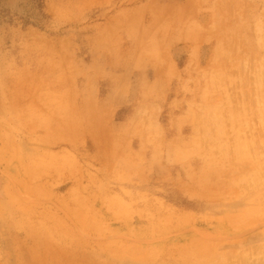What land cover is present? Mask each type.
Returning a JSON list of instances; mask_svg holds the SVG:
<instances>
[{
  "label": "rangeland",
  "instance_id": "rangeland-1",
  "mask_svg": "<svg viewBox=\"0 0 264 264\" xmlns=\"http://www.w3.org/2000/svg\"><path fill=\"white\" fill-rule=\"evenodd\" d=\"M0 211L3 264H263L264 0H0Z\"/></svg>",
  "mask_w": 264,
  "mask_h": 264
},
{
  "label": "bare ground",
  "instance_id": "bare-ground-1",
  "mask_svg": "<svg viewBox=\"0 0 264 264\" xmlns=\"http://www.w3.org/2000/svg\"><path fill=\"white\" fill-rule=\"evenodd\" d=\"M260 85H262V84H260ZM249 90H250V89H249ZM259 90H260V92H261V91L263 90V88L261 89V88L259 87L258 91H259ZM256 91H257V90H256ZM260 92H259V93H260ZM249 93H251V92H249ZM246 94H247V93H246ZM262 95H263V94H261V97H262ZM245 97H246V96H245ZM248 97H249V95H248ZM248 97H247V98H248ZM250 97H251V96H250ZM251 128H252V127H251ZM251 128H250V129H251ZM254 128H255V127H254ZM256 129H257V128H256ZM255 132H257V131H255ZM245 133H246V132H244V134H245ZM257 133H258V132H257ZM259 133H260V132H259ZM242 134H243V133H242ZM255 134H256V133H255ZM238 135H239V133H238ZM240 135H241V134H240ZM252 135H253V136H252ZM244 136H245V135H244ZM246 136H248V134H246ZM249 136H250V135H249ZM251 136H252V137H251V139H252L255 135H254L253 133H251ZM256 136H258V135H256ZM246 138H247V137H246ZM249 138H250V137H249ZM254 139L256 140V137H255ZM252 141L254 142V140H252ZM256 143H257V142H256ZM232 166H233V165H232ZM235 166H236V165H235ZM237 167H238V166H237ZM234 169H235V168H234ZM239 169H241V168H239ZM230 170H231V169H230ZM242 170H243V168H242ZM241 173H242V172H241ZM239 174H240V173H238V175H239ZM242 174H243V173H242ZM235 175H236V174H235ZM240 175H241V174H240ZM227 176H228V175H227ZM236 176H237V175H236ZM236 176H234V178H235ZM242 176H243V175H242ZM240 177H241V176H240ZM240 177H239V178H240ZM230 179H231V178H230ZM231 184H232V182H231ZM238 184H239V182H238ZM208 185H209V184H208ZM210 186H211V185H210ZM234 186H235V185H234ZM212 187H214V186L212 185ZM212 187H211V188H212ZM217 187H218V186H217ZM223 188H224V186H223ZM228 188H229V187H228ZM226 189H227V188H226ZM234 189H235V188H233V190H234ZM228 190H229V189H228ZM233 190H232V191H233ZM239 190H240V189H239ZM224 192H225V191H224ZM234 192H236V190H235ZM241 192H242V191H241ZM199 193H200V192H199ZM215 193H216V192H215ZM236 193H237V192H236ZM242 193H244V192H242ZM205 194H206V193H205ZM207 194H208V192H207ZM207 194H206V195H207ZM224 194H225V193H224ZM229 194H232V192H230ZM239 194H240V192H239ZM209 195H210V193H209ZM218 195H219V193H218ZM218 195H217V196H218ZM227 195H228V194H227ZM227 195H226V196H227ZM240 195H241V194H240ZM215 196H216V194H214V197H215ZM219 196H220V195H219ZM229 196H230V195H229ZM234 196H235V195H234ZM211 198H212V197H211ZM223 198H224V197H223ZM226 198H227V197H226ZM228 198H229V197H228ZM211 200H212V199H211ZM214 200H215V199H214ZM262 247H264V246H262ZM262 247H261V248H262ZM109 248H110V247H109ZM259 248H260V247H259ZM110 249H111V248H110ZM111 250H113V249H111ZM255 250H256V249H255ZM263 250H264V248L261 249V252H262ZM252 251H253V250H252ZM258 251H260V250H258ZM258 251H256V253H258ZM138 252H139V251H138ZM141 252H142V251H140V254H141ZM239 252H240V251H239ZM243 253H244V252H242L241 255L244 256ZM250 253H251V252L249 251V254H250ZM249 254H248V255H249ZM258 254H261V253H258ZM248 255H246V256H248ZM149 256H151V254H150ZM239 256H240V255H239ZM147 257H148V256H147ZM248 257H249V256H248ZM143 258H144V257H143ZM234 258H236L235 255H234ZM239 258H240V257H239ZM239 258H238V259H239ZM241 258H242V257H241ZM238 259H236V260H238ZM240 260H242V259H240ZM262 261H263V260H261V262H262ZM258 262H259V261H258ZM263 262H264V261H263ZM263 262H262V263H263ZM243 264H244V263H243ZM245 264H247V263H245ZM252 264H253V263H252ZM259 264H260V263H259ZM263 264H264V263H263Z\"/></svg>",
  "mask_w": 264,
  "mask_h": 264
},
{
  "label": "crops",
  "instance_id": "crops-1",
  "mask_svg": "<svg viewBox=\"0 0 264 264\" xmlns=\"http://www.w3.org/2000/svg\"><path fill=\"white\" fill-rule=\"evenodd\" d=\"M2 214H4V212L0 211V217L4 218ZM3 223H5V222H3V220H2V226L0 225V232H9L10 227H8V225H5ZM4 228H5V230H4ZM0 264H3V263L0 261ZM6 264H9V263H6Z\"/></svg>",
  "mask_w": 264,
  "mask_h": 264
}]
</instances>
